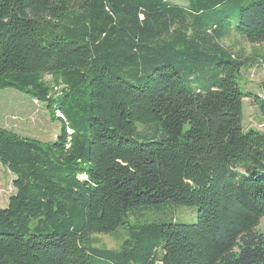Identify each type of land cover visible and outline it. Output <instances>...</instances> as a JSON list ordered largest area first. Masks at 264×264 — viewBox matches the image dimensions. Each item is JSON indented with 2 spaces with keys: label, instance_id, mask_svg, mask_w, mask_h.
<instances>
[{
  "label": "trees",
  "instance_id": "16d2710c",
  "mask_svg": "<svg viewBox=\"0 0 264 264\" xmlns=\"http://www.w3.org/2000/svg\"><path fill=\"white\" fill-rule=\"evenodd\" d=\"M185 1L0 0V92L61 123L51 142L0 126V264H264V134L243 124L264 93L223 45L264 46V0ZM178 207L195 224L141 220Z\"/></svg>",
  "mask_w": 264,
  "mask_h": 264
},
{
  "label": "rangeland",
  "instance_id": "374dc122",
  "mask_svg": "<svg viewBox=\"0 0 264 264\" xmlns=\"http://www.w3.org/2000/svg\"><path fill=\"white\" fill-rule=\"evenodd\" d=\"M176 5L186 7L185 0H170ZM234 24H238L235 19ZM223 45L232 51L240 60L248 64L241 71L242 79L239 85L243 91L249 90L258 96L264 93V46L253 45L244 38L233 34L223 41ZM50 81V77H47ZM244 107V128L255 129L264 134V117L259 112L257 106L250 100L245 99ZM0 126L14 131L23 137L33 138L42 142L56 140L61 130L59 121H51L49 113L44 104L32 100L26 94L15 89H7L0 92ZM15 177L0 164V204L2 208L7 207V202L14 194ZM196 207H178L171 210V214L162 212H152L149 216L144 213L142 221L167 222L174 221L177 224L193 225L196 222ZM258 232L264 234V219L258 227ZM123 230L117 231L109 236L94 235L93 245L103 249H117L124 238Z\"/></svg>",
  "mask_w": 264,
  "mask_h": 264
},
{
  "label": "crops",
  "instance_id": "0c3cea01",
  "mask_svg": "<svg viewBox=\"0 0 264 264\" xmlns=\"http://www.w3.org/2000/svg\"><path fill=\"white\" fill-rule=\"evenodd\" d=\"M8 203V202H7Z\"/></svg>",
  "mask_w": 264,
  "mask_h": 264
}]
</instances>
